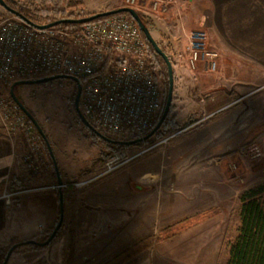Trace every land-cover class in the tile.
Masks as SVG:
<instances>
[{"label":"rangeland","instance_id":"rangeland-1","mask_svg":"<svg viewBox=\"0 0 264 264\" xmlns=\"http://www.w3.org/2000/svg\"><path fill=\"white\" fill-rule=\"evenodd\" d=\"M122 6L123 0H85L81 13L89 16ZM12 15L0 4V20ZM149 28L152 32V25ZM154 38L159 41V35ZM159 81L165 95L168 94L169 81L161 75ZM11 85H0L1 98L12 99ZM76 90L75 82L64 78L22 84L15 91L48 134L65 185L62 189L68 193L69 201L68 211H64L63 226L50 244L34 249L21 245L11 255L8 264H37L40 261L48 264H106L113 262L126 249L150 239L151 245L125 264L148 253L156 254L157 243L172 238L160 239L166 227L197 214L202 219L196 225L209 220L211 231L216 232V242L222 237V246L216 253L217 263L224 264L227 259L225 238H234L240 224L241 195L264 181V134L261 127H258L256 135L247 136L249 128L261 122L264 104L255 102L253 107L250 101H242L233 107V112L238 115L239 147L236 153L227 148L206 150L203 145L218 141L220 136L229 138L233 119L227 116L228 113L222 118H197L192 126L183 128L185 119H177L174 107L171 117L179 127L169 126L161 137L153 135L137 144L108 152L101 141L92 140L79 119L74 107ZM178 94L175 92L174 73L172 103ZM259 94H264V90ZM13 138L22 142L21 153H24V139L19 134ZM102 152L106 154L104 161H100ZM44 154L47 166L42 170L33 171L19 163L32 176L26 182L21 180L25 185L23 189L10 191L9 187L5 189L3 186V193H11L8 197L12 198L33 186H47V190L58 191V187L53 186L57 183L53 162L49 161L45 150ZM206 160L224 161V179L219 185L217 179L212 180L217 174L211 168L206 171ZM45 175L48 177L43 178ZM212 184L214 190L220 192L221 202L216 199L207 203L203 201L202 194L199 196ZM197 195L199 197H195ZM55 224L28 239L36 237L35 240L44 241ZM21 241L0 246L5 247L7 253L12 244ZM198 250L199 247H184L180 242L177 247L179 255L163 259V263L201 264Z\"/></svg>","mask_w":264,"mask_h":264},{"label":"crops","instance_id":"crops-1","mask_svg":"<svg viewBox=\"0 0 264 264\" xmlns=\"http://www.w3.org/2000/svg\"><path fill=\"white\" fill-rule=\"evenodd\" d=\"M143 13L152 20L154 36L159 35V41L166 46L168 53L173 54L175 92L179 94L175 95L172 105L177 119L183 117L185 124L197 118L205 120L229 116L233 119L229 138L220 136L219 139L217 137L218 141L203 145L206 150L227 148L235 152L239 147L236 128L238 115L233 112V107L242 101H250L253 107L255 102L264 104V94H259L264 90V0H177L165 11L149 9ZM195 28L207 32L209 48L217 54L218 68L214 72L208 70L203 61L198 63L196 69H192L188 63V36ZM262 112L261 122L249 128L247 136L256 135L258 127L264 134V110ZM22 149V142H17V138L1 127L0 185L5 189L13 175L23 182L32 177L31 172L19 165ZM223 165V160L205 161L206 171L209 172L211 168L217 174L212 179H217V185L224 179ZM54 185L59 190L58 183ZM207 187L210 189L199 194H202L203 201L211 203L217 199L221 202V194L214 190L213 184ZM44 188L27 187L17 196L16 204L11 197L5 196L4 191L0 192V245L26 240L53 226L59 215V192L47 190V186ZM42 191H45L44 195ZM67 194L63 191L64 211H68ZM208 222L206 220L175 237L158 242L156 254L148 253L125 264H164L163 259L179 255L177 247L180 242L184 247H199L197 256L201 264H218L216 252L222 246V237L216 242V232L211 231Z\"/></svg>","mask_w":264,"mask_h":264},{"label":"built area","instance_id":"built-area-1","mask_svg":"<svg viewBox=\"0 0 264 264\" xmlns=\"http://www.w3.org/2000/svg\"><path fill=\"white\" fill-rule=\"evenodd\" d=\"M176 1L124 0V6L160 12ZM187 50L192 69L203 61L208 70L216 71L217 54L209 48L204 29L190 31ZM52 74L79 78L83 114L95 129L119 140L145 137L163 109L164 91L148 44L136 21L124 13L79 24L74 30L37 28L15 15L2 18L0 85ZM0 114L6 133L19 134L26 143L19 163L33 171L46 167L37 130L19 106L0 97Z\"/></svg>","mask_w":264,"mask_h":264},{"label":"trees","instance_id":"trees-1","mask_svg":"<svg viewBox=\"0 0 264 264\" xmlns=\"http://www.w3.org/2000/svg\"><path fill=\"white\" fill-rule=\"evenodd\" d=\"M6 2L9 6L18 10L26 17H28L30 20L38 24H45L62 18H79L85 16L81 13V11L85 6V0H6ZM138 12L141 18L143 19V21L147 24V26L151 27L152 20L148 16H146L142 11L138 10ZM122 13L129 15L127 12H122ZM102 18L103 17H98L94 20H98ZM78 25L79 24H74V23H60L55 27L74 30L78 27ZM142 35L145 38L150 53L152 55L153 69L156 73L157 79H159V75H161L166 81H168V70L164 58L156 53L152 44L146 39L143 32ZM159 43L161 44L163 49L167 52L166 46L162 42ZM37 77H42V76H37ZM20 85L22 84H18L15 86V91ZM166 99H167V94L165 95L164 93L163 109L166 104ZM172 108L173 105L170 106L169 113L164 123L162 124L161 128L155 133L154 135L155 138L163 136L169 126H173L175 128L179 127L178 124H175L172 121V117H171ZM163 109L161 111V114L163 112ZM161 114L158 116L151 129H153V127L157 124ZM190 123H194V120H191L190 122L183 124L182 125L183 128L189 125ZM85 128L89 131V136L92 138V140L94 142L101 141L106 147L108 152L129 146L118 142L112 143L106 139L101 138L86 126ZM46 135L48 137L47 133ZM38 136L49 161L52 163V159L50 157L45 141L43 140V138L39 133ZM108 137L112 139H116L111 136ZM105 155L106 154L105 153L103 154L102 152V155L100 156V161L105 160L104 157ZM53 173L57 181L55 170ZM8 187L10 191H18L23 189L25 185L22 183L20 178L13 175L9 180ZM2 189H3V185H0V192L2 191ZM17 199H18L17 196L12 197V201L14 204L17 203ZM241 200H242V204L239 208L240 224L238 227V232L236 236H234V238L232 239L227 238V240L225 238L224 241L225 242L224 246L227 247V259L224 262V264H264V181L258 186L250 188L245 192H243L241 195ZM201 219L202 218H200V216L197 214L188 217L184 220H181L175 224L169 225L162 231L160 239L173 237L174 235L182 232L183 230L196 225ZM61 228L59 229V231L61 230ZM53 229L54 227L51 228V230H49L48 234L52 232ZM48 236L49 235H46L44 240L47 239ZM33 238L36 239V237H32V239ZM149 240L147 241L143 240L138 244L134 245L133 247L126 249L121 254L117 255L113 259V262L106 264H123L125 261L131 259L137 253L144 250L146 247L150 246L151 242H148ZM22 246H29L32 247V249L45 247L32 243ZM14 252L12 253V255L14 254ZM5 256H6V248L0 246V264L3 263ZM37 264H48V263L45 261H40Z\"/></svg>","mask_w":264,"mask_h":264},{"label":"water","instance_id":"water-1","mask_svg":"<svg viewBox=\"0 0 264 264\" xmlns=\"http://www.w3.org/2000/svg\"><path fill=\"white\" fill-rule=\"evenodd\" d=\"M0 4L3 5L9 12H11L12 14H14L15 16L21 18L22 20H24L25 22L29 23L30 25H33L37 28H41V29H45V28H50V27H54L60 23H74V24H82L85 22H89L92 21L98 17H105V16H109V15H113V14H117V13H122V12H127L135 21L136 23L139 25L141 31L144 33L146 39L152 44L154 50L156 51L157 54L161 55L167 65V70H168V81H169V87H168V94H167V99H166V104L165 107L163 109V112L157 122V124L153 127V129L143 138H137V139H131V140H119V139H112L110 137H108L107 135L103 134L102 132L98 131L97 129H95L91 123L87 120V118L85 117V115L83 114L81 107H80V98H81V92H82V84L79 78H77L76 76L73 75H69V74H52V75H46V76H42V77H37V78H31V79H20V80H16L12 83L11 85V89H10V96L12 98V100L19 106V108L21 109V111L26 115V117L33 123V125L35 126L36 130L38 131V133L41 135V137L43 138V140L46 143V146L48 148L50 157L52 159L53 165H54V169H55V173L57 176V183L59 186V218L58 221L53 229V231L51 232V234L48 236V238L44 241H37L35 239H27V240H23L21 242H17L14 243L10 246V248L8 249L5 259L3 261L2 264H8V261L12 255V253L21 245H26V244H37L40 246H46L48 244H50V242L55 238L56 234L58 233L59 229L62 227V224L64 222V197H63V190H62V186H63V180L61 178L60 175V170H59V166H58V162L56 160L55 157V153L53 150V147L51 145V142L49 140V138L46 135V132L44 131L43 127L41 126V124L39 123V121L37 120V118L33 115V113L25 106V104L21 101V99L18 97V95L15 92V86L18 84H32V83H42V82H48V81H52L55 79H69L75 82L76 84V95H75V99H74V107L75 110L80 118V120L82 121V123L89 128L92 132L96 133L98 136H100L103 139H106L112 143H121V144H125V145H134L137 144L141 141L147 140L150 137H152L153 135H155V133L161 128L162 124L164 123L169 110H170V106L172 105V98H173V91H174V69H173V62H172V56L171 54H169L168 52H166L163 47L161 46V44L154 38V36L152 35V32L150 30V28L147 26V24L143 21V19L141 18L138 10L134 7H130V6H122L119 8H115L112 10H107V11H102L99 13H95L89 16H83V17H79V18H62L59 20H54L45 24H38L33 22L32 20H30L28 17H26L24 14H22L21 12H19L18 10L12 8L11 6H9L6 2V0H0Z\"/></svg>","mask_w":264,"mask_h":264}]
</instances>
